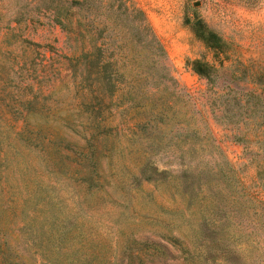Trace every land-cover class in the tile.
Instances as JSON below:
<instances>
[{
  "label": "rangeland",
  "instance_id": "374dc122",
  "mask_svg": "<svg viewBox=\"0 0 264 264\" xmlns=\"http://www.w3.org/2000/svg\"><path fill=\"white\" fill-rule=\"evenodd\" d=\"M126 1L154 36L140 50L149 60L143 75L172 78L187 93L176 99L182 111L172 128L142 121L139 108L103 93L96 127L95 85L74 63L76 7L64 29L52 7L69 0H0V264H42L29 237L47 255L65 250L89 264H126L128 255L183 264L199 214L201 250H214L216 264H264V94L244 103L264 76V0ZM104 2L89 0L79 15L110 11ZM195 21L220 47L194 33ZM193 60L211 68L207 82ZM144 160L174 175L140 181ZM183 168L195 189L209 181L196 198L175 176Z\"/></svg>",
  "mask_w": 264,
  "mask_h": 264
},
{
  "label": "trees",
  "instance_id": "16d2710c",
  "mask_svg": "<svg viewBox=\"0 0 264 264\" xmlns=\"http://www.w3.org/2000/svg\"><path fill=\"white\" fill-rule=\"evenodd\" d=\"M88 5L89 0H69L68 3H62V5L56 2L52 10L56 23L62 28L67 29V25L71 23L72 8L76 7L77 9L78 15L76 14L71 28L76 43L74 63L82 67L84 77L90 78V82L95 85L91 91H94V95L92 96V112L97 118L96 127L101 125L100 108L105 106L100 93L107 96H116L119 106L125 104L139 108L142 114V121H153L154 125L158 123H162V125L169 124L170 128L178 125V117L181 114L182 108L176 104V99L187 95V93H184V91L180 92L181 88L172 78L161 80L159 78H148L146 75H143L148 70L149 60L146 55H142L140 50L148 49L152 37H154L152 35L148 37L145 34V31L149 30V26L143 12L131 6L128 1L109 0L107 3L104 2L103 6L110 9V11L98 17L90 15L89 11L86 12L87 10L81 12L83 13L82 15H79L81 9L88 8ZM134 17H139L138 22L134 23L132 21ZM110 25L118 26V29L115 31L118 37L117 41L113 40L110 31L113 29V26L110 28ZM193 29L194 33L209 47H220L223 43V40L219 36L210 29L205 28L200 21L194 22ZM158 49L161 52L163 51L160 45H158ZM191 68L198 76L205 78L206 82L209 80L208 75L211 68L207 64L199 60H193ZM258 81L260 85L259 91L255 88L246 91L244 93V103L249 99L259 101L263 96L264 76ZM234 93L233 91L229 98L230 100L234 101ZM188 106L190 107V105ZM187 111L191 114L195 112L192 108H189ZM92 137L90 136L86 142L91 143ZM90 147L94 149L93 142ZM205 172L208 173V171ZM230 172L232 173V170L227 167L226 173ZM138 174L140 175V181L145 182L166 181L169 176L174 175L168 171H157L146 160L139 166ZM192 175L188 168H183L180 174L175 176L180 178V185L190 195V198L193 199L197 197L198 193H202L203 190L209 187V181L197 182V189H195L197 180L195 181ZM222 176L226 175L222 172ZM236 183L237 186L239 185V190L242 189L239 182L237 181ZM191 226L193 227L192 237L194 240L188 244V246H191V249L183 250L182 253L184 255L179 256L183 264H216L219 256L215 254L214 250L212 252L201 250L200 242L205 233L200 214L199 218ZM166 240L170 241L172 246L179 244L181 247H184V244H181L177 239L166 238ZM28 241L38 249L39 263L89 264L87 258L65 250L64 252H57L56 256L47 255L40 250L41 245L33 238L29 237ZM127 257L130 261L126 264H143L138 256L134 257L137 260L135 263L132 262L131 256L128 255ZM171 259H174L173 255ZM96 264H120V260L119 262L116 260L107 262L106 259H99ZM146 264L150 263L146 262Z\"/></svg>",
  "mask_w": 264,
  "mask_h": 264
}]
</instances>
